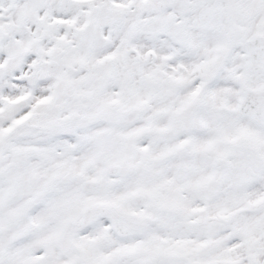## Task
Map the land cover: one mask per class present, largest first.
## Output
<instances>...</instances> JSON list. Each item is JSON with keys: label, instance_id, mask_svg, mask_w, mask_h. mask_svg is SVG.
Listing matches in <instances>:
<instances>
[{"label": "snow or ice", "instance_id": "obj_1", "mask_svg": "<svg viewBox=\"0 0 264 264\" xmlns=\"http://www.w3.org/2000/svg\"><path fill=\"white\" fill-rule=\"evenodd\" d=\"M0 264H264V0H0Z\"/></svg>", "mask_w": 264, "mask_h": 264}]
</instances>
